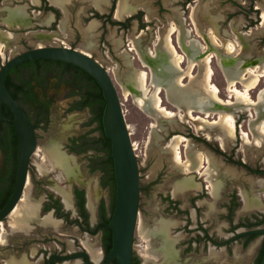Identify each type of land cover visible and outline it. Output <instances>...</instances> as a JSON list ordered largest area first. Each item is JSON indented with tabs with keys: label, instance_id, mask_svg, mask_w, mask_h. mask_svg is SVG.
I'll return each instance as SVG.
<instances>
[{
	"label": "rangeland",
	"instance_id": "rangeland-1",
	"mask_svg": "<svg viewBox=\"0 0 264 264\" xmlns=\"http://www.w3.org/2000/svg\"><path fill=\"white\" fill-rule=\"evenodd\" d=\"M22 1L23 0H7L5 2L21 3ZM138 2H140V5L144 3V7L149 10L148 13L150 16V21H148L146 19L147 13L146 11L144 12L143 21L146 23V26L143 29L144 34L140 38V44L144 47H153V43L157 40V37L159 36L158 39L163 38L171 26H175L179 29L178 32L173 35V42L175 45H177V38L178 42L180 40L178 37L179 34L188 33L192 36L191 31L197 38L192 37L204 46L208 45L212 35L217 36L222 45L216 46L214 43H211V52L214 56L210 65L213 70V82L219 88L222 100H237V95H233L229 91V80L220 63L221 57L228 52L225 46L227 42L232 41L240 46H238L239 51L236 52L234 56L237 64L241 62V66H243L242 64L245 62L244 64L250 67L253 66L255 69L264 73V25L262 24L264 19L263 16L261 18V15L264 13V0H193L190 6H188L187 2L184 4L182 1L177 3L175 0H161L162 5L160 7L157 5L156 0H140ZM90 3L91 0H72L69 4V13H66L64 17V22L81 23V28L79 29V33H77L78 36L75 34L76 40L72 42L73 48L83 50L88 41L94 42V48L89 50L90 55L108 69L110 75L113 77L116 89L123 104L122 108L125 112V118L129 126V131L131 132V139L134 143L135 153L139 163L140 183L141 186L144 187V191L140 195L139 216L134 241V252L136 256L139 258L141 264H242L239 263L237 257L240 254L244 255L246 251L242 249L239 242H235L232 245V255L230 256L225 250L220 251L221 253L225 252L223 258H220V260H211L208 258L210 256V254L208 256L209 248L204 249L200 247V249L195 252L183 253L182 251L186 247L183 246V244L179 248L181 251V256H179L177 244L180 242L181 237V242H185L190 237L183 230L186 220L184 217H178L175 210L169 208L168 203L163 199L168 196L175 199L173 198L174 195L177 196L185 193H175L174 190L180 181L190 176L186 174L180 166L175 165L173 154L169 147V143L172 141L173 137L181 135L189 140V145L187 142H184L181 146V152L183 155L185 154L184 157L186 156L187 147L191 146L193 150L202 152L211 162L209 170L194 173L201 183L203 182V178H205L206 183L203 184V190L195 189L196 191L201 190L200 192L191 191L188 193L183 201L182 208H191L188 201L195 195L199 194L204 196V198L197 203L198 207L201 208L198 213L200 222L203 223L205 227L216 230L220 237L229 238L233 236V233L227 231L229 225L220 218V215L225 213V210L221 209L226 199L225 196L232 191H236L242 199L241 193L243 191H248L252 195L262 196V198H260L264 203V188H262L264 187V177L253 175L234 163L241 161L248 164L253 169L264 171V141L260 146L254 144V138L256 137L252 133L250 125L252 122L251 120L256 117L255 109L250 108L249 110L235 111L229 108L230 112H233L235 117V132L233 134L228 130L226 131V129L224 131V126L219 121L220 115L217 113L211 114L210 117L207 118L209 122L204 124L205 126L202 130H199L196 122L186 119L184 111H180L167 101L165 93L161 94L164 107L176 113L177 118L173 121H169L161 119L159 116L146 114L135 104L134 98L127 95L126 86L129 80L136 78L139 70L148 72L149 69L142 67L139 60H134L130 67L128 64V57L125 55V52H122L127 48L126 36L132 39L138 34H141L138 21H132L129 30L124 34L121 32V28L117 26L113 27L109 24L105 25L102 24V22H99L100 24L97 28L93 32H90L83 23V21H88L92 17L89 15ZM193 7L195 8V25L191 17ZM255 10H257L258 13H255ZM181 15L185 19L184 26L179 25ZM82 19L84 20L82 21ZM121 19H123V17ZM0 27L2 26L0 25ZM3 29L6 28L3 27ZM198 35L200 37H198ZM14 37V34L11 36L7 34V38L5 39L6 47H4L3 54H0V66L2 62L9 57L18 52L27 50L28 48L36 46H59V43H53L55 41H41L37 37V39L30 38V36H25L23 33H20L16 40L10 42ZM156 43H160V41L157 40ZM137 49L140 50L139 47H137ZM177 50L181 53L180 49ZM190 65L188 61L182 64V68L185 69L186 77V79H184V84L190 83L191 76L187 75V66ZM203 67L204 63L197 61V66L192 74L202 79L201 73ZM242 69H244V67H242ZM236 86L240 91H244L245 89V85L241 81L238 82ZM263 88L264 76L261 78V82L257 88L250 92V97L253 101L256 102L259 99V93ZM48 92L54 99L53 118L48 127L39 128L37 130L38 146L31 161L34 165H37L40 174L50 175L53 172L49 178H56V180L46 182L50 186L53 185V182H55L54 188L58 184H70L71 188L78 184L82 188L85 186L87 192L88 182L91 181L97 184L100 178L99 173L91 174L87 170L88 159L94 153L88 152L77 157L81 171V181L69 183L65 180H61L59 172L50 166L47 158V148L54 142H58L63 148V146H67L69 137L88 132L91 129V127L87 126L90 112L88 109L70 111V105L76 98L69 97V90L65 86L51 87ZM193 114L196 117L206 118L205 114L199 112H194ZM244 133L250 134L251 143L246 142ZM93 135H96V133H93ZM195 137H200L202 141H208L210 144L198 142L195 140ZM219 151L226 153V156L219 154ZM33 168L31 173L32 176L37 169L36 166ZM210 179L211 181L219 183L221 187L218 196L215 197L211 195L215 201L208 194L210 190ZM29 180L30 183L28 182L25 188L23 200L17 206L10 219H8L11 223L8 222L4 224V230H0V260H6L9 254L13 255L14 250L30 253L31 251L27 249L29 246L28 241L33 238L51 237V243H46L45 245H43L42 242L40 243V246L45 247L44 250L40 251L48 253L50 250L55 249L59 243L57 239L63 240V248L67 251H78V248L82 247L80 240L83 244L85 237L89 235H83L76 226L66 224L65 227H63V231H60V233H63V236L54 232L40 233V231L35 228L27 232L15 230L28 229L32 224L25 225L16 221L15 214L21 207L41 206L42 198L35 200L32 197L34 196V190L31 175L29 176ZM207 183L209 190L207 189ZM40 188L44 190L42 187ZM97 190L96 205L99 197L100 199H108L106 190L102 188H100V191L98 188ZM220 193L221 196L219 197ZM213 201L214 207L213 204H211ZM242 209H244L243 206ZM261 211L264 212V209ZM253 212L259 211L254 210L251 213ZM90 213L91 219L94 221L96 210L94 214L92 212ZM190 213L192 215V224L190 228L194 229L197 226V218L195 211L191 209ZM245 214L246 213L241 211L237 212L236 221ZM162 222L169 224V236L176 240L175 248L177 250V257L173 261H166L161 256V241L158 237H153V239L150 240L151 236L149 237L146 235V232L154 231ZM2 224L3 223H1L0 226H2ZM10 224L13 228L10 227ZM175 224H177L176 227L178 228H173ZM178 233L181 235H176ZM54 236L57 238H54ZM89 238L95 243L99 251L102 252L99 242L100 235L94 237L90 236ZM258 239V243H260L263 238ZM53 240H55V243L52 242ZM33 248L39 249L37 245L33 246ZM102 256L103 254L101 257ZM8 261L6 264H8ZM79 262L81 263L80 260L71 263L80 264ZM251 262L252 259L250 262L243 264H249ZM99 263L100 262H97V264ZM0 264L2 263L0 262Z\"/></svg>",
	"mask_w": 264,
	"mask_h": 264
},
{
	"label": "flooded vegetation",
	"instance_id": "flooded-vegetation-1",
	"mask_svg": "<svg viewBox=\"0 0 264 264\" xmlns=\"http://www.w3.org/2000/svg\"><path fill=\"white\" fill-rule=\"evenodd\" d=\"M5 1H7V0H0V25L2 26V27H0V30L7 31V32H10V33L15 35V37L13 39H11L10 42L16 40L18 38V36L20 35V33H23L25 36H30V38H34V39L39 38L41 41L52 40L51 42L55 41L53 43H59V46L73 48L72 42L76 40V35H77V33H79V29L81 28V23L76 24L75 22H73V23H71V22L69 23V21L64 22V17L66 15V13L67 14L69 13V4L72 0H67L64 3V5H63V0H39L38 3H36L35 0H23L21 3L7 2L8 4ZM138 1H140V0H134V2H133V0H127V6L132 10H129L127 13H124L122 15L123 19H121L122 17L121 18L116 17V11H117V7L119 4V0H91L89 15L92 17L88 20L89 22L83 21L84 19H82L84 26L90 32H93L97 28V26L100 24L99 22H102V24H105V25L109 24L113 27L117 26V27L121 28V32L123 34L129 30V27H130V24L132 21H134V20L138 21V26L141 29L140 30L141 34H138L137 36L133 37L132 39H129V37L126 36L127 48H125L122 51V52H125V55L128 57V61H129L128 64L130 67H131L134 60H139L142 64L140 56H139L137 50H135V46H134L135 43H136V45H138L137 47L140 48V51L143 52V54H144V52L147 51V49L151 48L153 50L154 44L156 43L157 40H159L158 39L159 36H158L157 40L153 43V47H151V46L150 47L149 46L144 47L140 44V38L144 34L143 29L146 26V23H144V21H143L144 12L146 11V13H147L146 19L148 21H150V16L148 13L149 10L146 9V7H144L145 6L144 3L142 5H140L139 4L140 2H138ZM175 1L177 3L182 1L184 4L187 2L188 6H190L191 2L193 0H175ZM156 3H157V5H159V7L162 5L161 0H156ZM22 5L25 6L26 12L29 15V18L27 20V24L26 25H16V24L9 25L8 20L10 17H12L11 10L17 6H22ZM194 9L195 8L193 7L191 17L193 20L192 22L195 25V19H194L195 10ZM128 13H130V14L127 15ZM255 13H258V11L255 10ZM261 18H262V15H261ZM179 25H183V26L185 25V19L183 18L182 15L180 18ZM3 27H5L6 29H3ZM8 29H10L11 31ZM43 30L47 31L49 33L50 32L57 33L58 38L57 39H55V38L43 39L42 37H40V34H39V32H41ZM191 34L193 37H196V35H194L192 33V31H191ZM198 37H200V36L198 35ZM6 38H4V39H6ZM94 45L95 44L93 41H88L85 44L84 49L79 50V51H82L84 53L89 52V50H92L94 48ZM177 45H175L177 47V49L181 50V48L179 47L178 38H177ZM147 47H149V48H147ZM73 49H76V48H73ZM182 52L183 51L181 50V54H182ZM86 54L90 55V52L86 53ZM90 57H93V56L90 55ZM187 61H188L187 59L183 60L182 64L187 62ZM188 63H189V61H188ZM1 66H2V64H1ZM1 66H0V68H1ZM103 67L108 71V69L105 66H103ZM142 67L149 69L147 74L149 76L148 83L150 84V68L148 66H144L143 64H142ZM187 68L189 69V66H187ZM195 68L192 69L193 70L192 72H194ZM56 69L57 70H55V71H51V72L48 71L47 72V69L44 68L38 72L36 78H33L29 81V88H31L32 91L37 95L36 100L30 99V101L32 100L33 105L36 108H38V112H39L40 117H42L44 119L42 121L41 127H39V128L48 127L52 122L54 99H53L52 95L49 94V92H48L49 89L51 87H61V86H65L68 90L73 88L72 86L68 85L63 80V76H62L63 69L62 68H56ZM59 73H60V75H59ZM184 79H186V77ZM4 107H5V105H3V107H2V115L4 113ZM88 111H89V109H88ZM11 116H12V114H11ZM3 117L5 118V120L0 121V211H2L5 208V206L8 204V202L10 201V199L12 197L14 189H15L17 174H18V152H19L18 134H17L15 126L11 123L13 116L8 117V116L3 115ZM28 117L31 120V122L33 123L32 119L30 118L29 115H28ZM39 128H35L37 146H38L37 130ZM79 135H81V134H78V135L73 136V137H69V139L67 140V146H63V148L65 149L64 151H67V153L69 155H73L76 158L79 155L86 154L88 152H93L94 154L92 156H94L95 152L92 150L84 152L82 154H77V153L72 151L70 139L78 137ZM195 140H197L198 142L206 143L208 145L210 144V143H208V141H202L200 137H195ZM36 150H37V148H36ZM36 150H35V152H36ZM35 152L31 155L30 160H29L28 175H27V182L25 184V188L27 187L28 182L30 183L29 176L31 175L32 180H33V190H34V196H32V195L31 196L35 200H39L42 198L41 206H40V210H39V216L41 218H43L46 215L50 214L54 220L60 222V225L56 228H48V227H44L43 225H41L37 222L31 221L32 224L30 225V227L28 229H23V230L22 229H15V230L27 232L30 229L35 228V229L39 230L40 233H42V232H54L60 236H63V233H60V231H63V227H65V225L68 224V225H73V226L78 227L80 229V231L83 233V235H89L88 237H90V236L94 237L96 235H100L99 242H100V246L102 248V252L101 251L100 252H101V255L103 254V256L101 257L99 264H105L108 254L106 255V251H105V239H104L103 231L101 229L97 230L94 233H92V231H91L92 229H94L99 224L100 208H101L102 203L104 204L105 212L107 213V215L109 216V214H110L111 203H112L111 188H110V186H103V182H104L103 178H104L105 173L101 170L91 172V170L89 168V159H88L87 170L91 174H94V173L100 174L99 183H97L99 191H100V188H102V189L106 190L108 193V199H105V198L100 199V197H99L97 205H96L95 219H94V221H92L91 213L87 207V192H86L85 186L82 185V186H84V188H82L78 184H76L75 186L73 185L74 187L71 188L72 193H73V209L66 208L63 201H62L61 196L59 195V193H57L55 191V188H54L55 182H53L52 186H50L48 183H46V182H49L51 180L52 181L56 180V178H53V179L49 178V176L53 172L50 175H42V174H40L37 165H34L32 163V161H31L32 156L35 154ZM180 153L185 160L186 156L184 157L185 154L184 155L182 154L181 147H180ZM219 154L226 156V153H224L222 151H219ZM234 163L236 165H238L239 167L246 169L248 172H250L253 175H256L258 177H264V171H259L257 169H253L251 166H249L248 164L243 163L241 161L234 162ZM239 163H241L243 166L239 165ZM35 166L37 169H36V172H34L33 176H32L31 173H32V170L34 169L33 167H35ZM177 166H179V165H177ZM204 170L205 169H203L202 171H204ZM181 174H182V172H181ZM114 175H115V172H114ZM34 179H35V181H34ZM195 179L200 184V188L191 187V188H188L187 190L183 191V192H185L183 194H179L177 196L174 195L173 198H175V199H172L170 196L163 199L165 202L168 203L169 208H171L172 210H175L178 217H184L186 220V223H185V226L183 227V230L190 237L185 242H181L182 241V237H181L180 242L177 244L179 256H181V254H180L181 251L179 248L183 244V246H186L185 249H183V251H182L183 253H189L191 251L195 252L196 250H199L200 247H203L204 249L209 248L210 250H209L208 256L210 254L211 257L210 256L209 257L207 256V257L211 260H220V258H223V254L225 252L229 256L232 255V245L235 242H239L242 249L244 251H247L249 249V247L251 246V244H254L256 242V240H258V238H263L262 242L260 241L259 245L256 247V249L253 251L252 254H250L246 257H244L246 255V253L244 255L240 254L239 255L240 259L239 260L237 259L239 261V263H242V264L248 263L252 259V262L249 264H255L257 259H258L260 250L262 248L263 242H264V233L263 234H256V233H251V232L252 231H258V230H264V223H262L260 225H254L255 223H258V221L263 219L264 212L261 210H255V209H245V210L242 209V206L244 207L243 200L239 197V195L236 191L230 192L227 196H225L226 199H225L223 205L221 206V209H224L225 213L221 214L220 218L222 221H225V223H227L229 225V229L227 231L230 233H233V236H231L229 238L220 237L218 235V233L216 232V230H211L210 228L205 227L203 225V223L200 222V217H199L198 213L200 212L201 208L198 207L197 203L199 201H201V199H203L204 196H201L199 194L195 195L194 197L190 198L188 201L189 202L188 204L191 208H188V209L182 208L183 203H184L183 201L189 192L196 191L199 189L203 190V188H204L203 184L206 183L205 178L202 179L203 180L202 183L200 182L199 179L196 178V176H195ZM44 183H46V184H44ZM115 184H116V181H115ZM40 187H42L44 190H42ZM25 188L23 190V194H22L20 200L18 201V203L15 206V208L13 209V211L0 222V224L3 223L2 224L3 227L0 226V230L1 229L4 230V224H7L8 222L11 223L8 219H10L11 215L13 214V212L15 211L17 206L23 200ZM75 189H80V190L84 191L85 209L87 210V212L89 214L88 224H84L82 217L79 215V211H78V207H77V199L75 196ZM207 189H208V183H207ZM209 189H210V187H209ZM143 191H144V187H142L141 183H140V195ZM200 191H196V192H200ZM209 192H210V190L208 191V194L212 198L213 195L211 196V194ZM220 196H221V193H220L219 197ZM260 197L262 198V196H260ZM115 200H116V190H115ZM214 201L211 203V204H213V207L215 206ZM261 201H262V199H261ZM139 202H140V200H139ZM262 203H263V201H262ZM114 208H115V202H114ZM191 209L193 211H195L196 218H197V226L194 229L190 228L191 224H192V215L190 213ZM254 210L259 211V212L251 213ZM239 211L244 212L246 214L239 217L236 221V214ZM66 213H69L68 220H67V217L65 215ZM75 219H78L80 222H82V224H76V223H69L68 222L69 220H75ZM164 219H166V218H164ZM250 223H252L253 225L249 226ZM176 225L177 224H175V226L173 228H175ZM10 227H12L11 224H10ZM108 227H109V225H108ZM176 228H178V227H176ZM136 231H137V229H136ZM136 231H135V234H136ZM135 234H134V241H135ZM179 234L180 233H178L176 235H179ZM247 235H256V236L245 247L244 244L247 241V238L245 236H247ZM54 238H57V237L54 236ZM57 240L59 242L57 244V247L53 250H50L47 253L45 251H40V250L45 249L44 246H40V243L42 242L43 245H45L46 243H48V244L51 243V237H47V238L44 237V238H38V239L33 238V239L28 241L29 246L27 247V249L31 251L30 253H24V252H19V250H14L13 255L9 254V256L6 260H0V262L2 264H6V262L10 258L13 257L12 258L13 261H15L17 263H21L23 260H26L28 262V264H65L68 262L71 263V262H76V261L80 260L82 264H87L86 259L84 257L76 258L73 260H66V258L70 257V256H77L80 253H87V254H89V256L91 258L90 253L83 246V244L81 243V240H80V244L82 247L78 248L79 249L78 251H73V252L67 251L65 248H63V240L62 239H57ZM52 242L55 243V240H53ZM35 245H37L39 247L38 250L36 248H33V246H35ZM133 249H134V246H133ZM211 250H214L215 252L218 253V254H215V256L220 255V257L218 259H213V256L210 253ZM222 250H225V252L223 251L224 253H221L220 251H222ZM133 253H134V256L137 257L134 250H133ZM138 260H139V258H138ZM91 264H97V262L93 261L91 258ZM110 264H116V263L113 260V261H111ZM139 264H141L140 260H139Z\"/></svg>",
	"mask_w": 264,
	"mask_h": 264
},
{
	"label": "bare ground",
	"instance_id": "bare-ground-1",
	"mask_svg": "<svg viewBox=\"0 0 264 264\" xmlns=\"http://www.w3.org/2000/svg\"><path fill=\"white\" fill-rule=\"evenodd\" d=\"M129 10L127 0H120L116 11V17L121 18L122 15ZM11 13L12 17L8 20L9 25L27 24L29 15L26 12L25 6H17L11 10ZM262 16L264 19V13ZM262 24L264 25V20ZM178 30L179 29L175 26H171L164 37L159 39L160 43H156L153 50L147 49L144 54L137 49L136 43L134 44L142 64L150 68V84L148 83L149 76L147 72L139 70L136 78L129 80L127 83V95L133 97L135 104L146 114L173 121L177 118V114L164 107L161 94L165 93L167 101L180 111H184L186 119L196 122L199 130H202L205 126L204 124L209 122L207 118L210 117L211 114L217 113L220 115L219 121L224 126V131L226 129V131H230L231 134L235 132V117L233 112H230L229 108L235 111L254 108L256 117L254 119L251 118L252 122L250 125L252 133L256 137L254 138V144L260 146L264 141V88L260 91L259 99L256 102L250 97V92L260 84L264 73L255 69L253 66L250 67L244 64V61L242 64L243 66H241V62L237 64L234 56L236 52L239 51V44L232 41L227 42L225 46L228 52L221 57L220 63L229 80V91L233 95H237V100H222L220 97V90L213 82V70L210 65L214 56L211 52V43H214L216 46H221V41L217 36L212 35L208 45L204 46L188 33L181 35L179 32V47L183 51L181 54L173 42V35L176 34ZM7 34L10 36L12 35L10 32L0 30V54H3L4 47H6L4 38L7 37ZM39 34L43 39L58 38V34L55 32L49 33L43 30L39 32ZM185 59H188L191 64L187 71V75L191 76L189 84H184L185 70L182 68V62ZM197 61L204 63L201 73L202 79L192 74V69L197 66ZM242 67H244V69H242ZM240 81L245 85L244 91H240L236 88L237 83ZM194 112L205 114L206 118L196 117L193 114ZM244 138L247 143H251L249 133H244ZM184 142H187L189 145V140L186 137L176 135L169 143L175 164L181 166L185 173L190 175L177 184L174 190L175 193L183 192L191 187L200 188V184L196 181L195 175L193 174L202 172L203 169L209 170L211 165L208 157L200 151L193 150L191 146L187 147L184 160L180 153V147ZM47 158L50 166L59 172L61 180H65L69 183L81 181L78 158L69 155L58 142L50 144L47 148ZM209 187L211 195L216 197L219 194L220 185L215 181H211ZM97 188V184L91 181L88 182L87 207L93 214L96 210ZM55 190L61 196L65 207L73 209V193L70 184H58ZM241 195L244 202V209H264V204L259 196L252 195L245 191H243ZM39 210L40 205L35 207H21L15 214V219L18 223L25 225H28L31 221L37 222L48 228H56L60 225V222L54 220L50 214L41 218L39 216ZM168 228L169 224L162 222L154 231L146 232V235L149 237L151 236L150 240H152L153 237H158L161 241V256L166 261H173L177 257L175 249L176 240L169 236ZM257 241L259 242V239ZM83 244L85 248L89 250L92 260L99 262L101 253L95 243L92 242L91 238L86 236ZM8 264H28V262L23 260L21 263H17L11 259L8 261Z\"/></svg>",
	"mask_w": 264,
	"mask_h": 264
},
{
	"label": "water",
	"instance_id": "water-1",
	"mask_svg": "<svg viewBox=\"0 0 264 264\" xmlns=\"http://www.w3.org/2000/svg\"><path fill=\"white\" fill-rule=\"evenodd\" d=\"M38 59L56 60L73 64L87 72L100 85L105 98L103 127L111 141L112 159L116 181L115 208L109 224L112 230V249L105 264H132L134 234L137 229L140 200V170L131 132L125 118L123 104L110 73L93 57L77 49L63 46H36L18 52L6 59L0 68V121L3 105L10 110L18 134V174L14 192L8 204L0 211V222L7 217L20 200L27 182L29 160L37 148L35 126L28 115L12 97L6 86V75L14 67ZM251 233L263 234L264 230ZM242 235V234H241ZM84 257L87 264L91 258L87 253L67 257L73 260ZM264 264V255L261 261Z\"/></svg>",
	"mask_w": 264,
	"mask_h": 264
},
{
	"label": "trees",
	"instance_id": "trees-1",
	"mask_svg": "<svg viewBox=\"0 0 264 264\" xmlns=\"http://www.w3.org/2000/svg\"><path fill=\"white\" fill-rule=\"evenodd\" d=\"M44 68L47 69V72L55 71L57 70L56 68L63 69V80L68 85L73 87L69 90L68 95L69 97L76 98L70 105V111L89 109L90 118L87 122V126L91 127V129L78 137L70 139V143L72 151L77 154H82L90 150L95 152V155L89 158V168L91 172H95L97 170L103 171L105 173L103 186H110L111 188L112 203L110 214L109 216L107 215L104 204L102 203L100 208L99 224L91 230L92 233L99 229L103 231L105 251L107 255L112 249V231L108 225L114 211L116 184L114 164L111 154V141L106 137L103 127V113L106 104L102 88L95 81V79L84 70L75 65L61 61L38 59L22 63L12 68L6 75V86L12 97L19 103L26 114L30 116L35 128L41 127L44 119L40 117L38 108L33 105L32 100H36L37 95L31 88H29V81L36 78L38 72ZM30 99L32 100L30 101ZM3 115L12 117L11 112L6 106L4 107ZM93 133H96V135H93ZM239 165L243 166L241 163H239ZM75 196L77 199L79 215L82 217L83 223L88 224L89 214L85 209L84 191L75 189ZM65 215L68 220L69 213H66ZM68 222L82 224V222L78 219L69 220ZM262 223H264V217L254 225H260ZM252 225V223L249 224V226ZM255 236L256 235L245 236L247 241L244 246L246 247L248 243L255 238ZM263 255L264 242L255 264H261ZM132 264H139V260L134 256V253L132 257Z\"/></svg>",
	"mask_w": 264,
	"mask_h": 264
},
{
	"label": "crops",
	"instance_id": "crops-1",
	"mask_svg": "<svg viewBox=\"0 0 264 264\" xmlns=\"http://www.w3.org/2000/svg\"><path fill=\"white\" fill-rule=\"evenodd\" d=\"M67 0H63V5H64V3L66 2ZM120 1V0H119ZM35 2L36 3H38L39 2V0H35ZM129 8V7H128ZM130 9V8H129ZM130 10H132V9H130ZM130 13H128L127 15H129ZM86 53H89V52H86ZM256 242H257V244H256ZM256 242L254 243V244H251V246L249 247V249L246 251V255L244 256V257H246V256H248V255H250V254H252L253 253V251L256 249V247L259 245V243H258V241L256 240ZM211 255L213 256V259H218L219 257H220V255H217V256H215V254H218L217 252H215L214 250H211ZM237 256H238V254H237ZM237 259L239 260L240 259V256H238L237 257ZM78 264V263H77Z\"/></svg>",
	"mask_w": 264,
	"mask_h": 264
}]
</instances>
